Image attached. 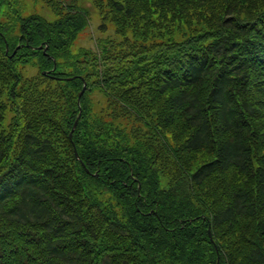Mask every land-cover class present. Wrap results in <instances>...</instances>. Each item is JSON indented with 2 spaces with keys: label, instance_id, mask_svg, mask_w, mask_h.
<instances>
[{
  "label": "trees",
  "instance_id": "trees-1",
  "mask_svg": "<svg viewBox=\"0 0 264 264\" xmlns=\"http://www.w3.org/2000/svg\"><path fill=\"white\" fill-rule=\"evenodd\" d=\"M42 1L0 0V264H264V0H87L96 51Z\"/></svg>",
  "mask_w": 264,
  "mask_h": 264
},
{
  "label": "rangeland",
  "instance_id": "rangeland-1",
  "mask_svg": "<svg viewBox=\"0 0 264 264\" xmlns=\"http://www.w3.org/2000/svg\"><path fill=\"white\" fill-rule=\"evenodd\" d=\"M76 1V0H75ZM43 5L46 3V0L42 1ZM82 3L83 0H80L79 5L82 7ZM85 3V2H84ZM28 4H30L28 2ZM89 5V4H88ZM222 3L220 0H214L211 1V3L200 6V11L201 14H197L198 11H194V9L190 6L185 8V13L181 12V5H178L176 8L175 6L170 7L169 4L164 5V9H172V14H174L175 20L172 21L174 18L169 17L168 20L170 24V26L173 28L171 30V32L174 33V35H176L177 37H179L178 41H182L184 40L188 35L189 31H192V27L196 26V25H202L205 27V25H207L208 23L214 22L215 20L218 19L219 15H221V13L219 11H217L219 8H221ZM34 7V12L37 13H43V14H47L48 12L41 9V0H39L38 2V6L37 4ZM243 6H240V8H242ZM264 4L261 3L260 1H257V6H255L256 9L258 8H263ZM214 8V9H213ZM249 9V7H243L241 9V13H244V15L247 13V10ZM90 10L91 13V17L88 20V28H86L82 34L80 35V38L77 40L76 42V46L75 48H85V49H89V51H96L98 50L97 45H98V41L101 39H109V38H113V40L117 39L119 41L116 42H120V37L117 35L115 29L113 28V26H111V28L108 30V32L106 33H102L99 25L101 24V20L98 16V12H96L95 10ZM167 10V11H168ZM154 15V13H153ZM223 15V14H222ZM177 17H179V19H177ZM172 21V22H171ZM176 21H178L177 23H175ZM173 24V25H172ZM191 26V27H190ZM175 28V29H174ZM129 35L133 36L131 32H129ZM115 42V41H114ZM115 42V43H116ZM117 44V43H116ZM92 98V96H91ZM96 100L93 99L91 101V104L94 105L96 104ZM151 131V130H150ZM162 131V130H160ZM171 138V137H170ZM197 158L196 160H194L193 162L196 164V162H204L207 161L209 159L208 156H206L205 154H198L194 156ZM200 164V163H199ZM193 167V166H192ZM213 231L209 230V236L212 237ZM217 264H220V262L218 261Z\"/></svg>",
  "mask_w": 264,
  "mask_h": 264
},
{
  "label": "bare ground",
  "instance_id": "bare-ground-1",
  "mask_svg": "<svg viewBox=\"0 0 264 264\" xmlns=\"http://www.w3.org/2000/svg\"><path fill=\"white\" fill-rule=\"evenodd\" d=\"M30 48H32V49H36V50H39V49H42L43 48V45H41V46H39V47H33V46H30V45H28ZM20 46H18L16 49H18ZM46 48V47H45ZM56 68V67H55ZM54 68V69H55ZM61 79H63V78H61ZM67 79V78H66Z\"/></svg>",
  "mask_w": 264,
  "mask_h": 264
},
{
  "label": "water",
  "instance_id": "water-1",
  "mask_svg": "<svg viewBox=\"0 0 264 264\" xmlns=\"http://www.w3.org/2000/svg\"><path fill=\"white\" fill-rule=\"evenodd\" d=\"M81 94H82V92H81ZM81 94H80V95H81ZM77 122H78V120L75 122L74 128H76Z\"/></svg>",
  "mask_w": 264,
  "mask_h": 264
}]
</instances>
